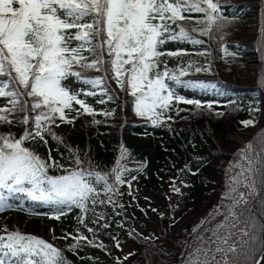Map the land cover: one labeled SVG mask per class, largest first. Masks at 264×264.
<instances>
[{
    "label": "snow or ice",
    "instance_id": "6c2138e0",
    "mask_svg": "<svg viewBox=\"0 0 264 264\" xmlns=\"http://www.w3.org/2000/svg\"><path fill=\"white\" fill-rule=\"evenodd\" d=\"M196 13L203 14L195 20L196 25L202 26L201 35H209L213 29L224 30L227 21L220 14L219 0H0V98H6L9 105L0 108V123L35 126L34 132L26 130L20 138L11 133L0 134V210L12 206L11 198L24 194L32 201L51 206L55 219L64 214L65 208L70 210L73 206L86 212L89 201L97 203L96 185L100 182L107 202L115 205L112 197L117 195L116 185L125 183L123 173L127 171L120 165V159L126 154L123 148L110 173L84 169L77 158L76 169L54 176L47 169L62 165L55 161L49 164L35 151L24 147L23 142L32 139L47 143L45 133L60 139L51 131V125L57 117L62 122H72L66 110H73V102L84 113H93L85 100L79 98L81 92L69 88L64 81L75 77L106 92L104 77H85L74 66L99 70L102 65L111 64L117 83L135 98L136 113L148 116L154 125L173 100L195 105L197 109L211 108L210 103L202 105L200 100L176 95L167 80L192 87H204L203 82L181 81L179 77L186 75L183 69L179 76L166 65L160 70V57L183 54L159 51V46L167 40L202 43L190 35L197 28L187 29L181 23ZM105 49L107 60L103 58ZM85 52L95 58L86 56ZM195 70L208 69L197 67ZM83 95H95V92H83ZM14 113L21 117L11 119L10 114ZM242 123L247 127L255 121ZM251 148L249 142L240 150V157L246 163L237 161L235 166L242 170L233 177L234 184L243 183L250 192L255 191L256 174L264 175V168L256 167L264 164V158H250ZM109 175L113 177L111 183ZM236 190L230 188V191ZM239 195L243 197V193ZM241 202L240 198L233 199L229 208V216L236 220L233 208ZM229 216L217 225L212 241L215 248L205 251V258L199 264H228V254L237 251L235 246H222L234 235L225 231L236 226L227 225ZM248 229L254 230L255 225L249 223ZM248 229L243 230V235L251 242L255 236ZM0 232V264H67L62 251L42 238L7 228ZM261 243L264 244V239ZM217 253L222 254V259H216ZM261 257L264 259V252ZM254 264L261 262L254 261Z\"/></svg>",
    "mask_w": 264,
    "mask_h": 264
},
{
    "label": "trees",
    "instance_id": "16d2710c",
    "mask_svg": "<svg viewBox=\"0 0 264 264\" xmlns=\"http://www.w3.org/2000/svg\"><path fill=\"white\" fill-rule=\"evenodd\" d=\"M219 3L221 5L220 14L227 22L240 20L247 10L254 6L258 7L261 10L263 23L261 34L253 40L227 36L226 33L215 29L209 35H201L199 28L202 26L196 25L195 20L202 18L203 14L196 13L181 23L187 29L197 28V31L190 32V35L201 40L202 43L193 44L184 40H177L175 43V40H167L165 44L159 46L161 52L183 53L182 55L166 54L160 57L161 71L166 65L170 72L179 76L183 69L186 75L179 77L181 81L194 80L204 84V87H192L181 83L180 88L183 92L178 95L186 99L200 100L202 105L210 103L211 108L204 106L197 109L195 105L173 100L169 109L162 111L158 123L154 125L148 116H140L136 113L135 98L127 90L126 93L131 101L130 106L134 105L133 117L120 120L129 107L122 109L120 114L117 112L118 98L113 95V91L110 92L108 89L110 85L105 81L106 78H112V81L120 87L115 78L116 74L108 71L106 75L102 68L81 70L79 66H74V70L81 71L85 77H104L106 92H103L100 86L94 87L92 84H85L83 80L73 77L84 86L83 89L95 92V95L79 96L94 110L93 113H84L80 105L73 102V110H66L67 118L72 122H62L57 117L55 124L51 125V131L60 139H55L52 135L45 133L47 143L26 139L23 146L35 151L49 164L55 161L58 165H62V167H49L47 169L49 175L63 174L67 168L72 167L71 161L83 154H91L97 168H107L120 155L123 148L138 166V169H128L124 172L125 183L117 184V197L120 198L121 209L130 219V225L135 216L132 215L133 208H131L130 199L136 195L139 196V193L145 194L139 184L132 183L136 179L134 176L136 172L146 171L152 181V191L146 194L150 198L151 195L158 194L160 184L170 180L172 181L170 184L176 186L180 177L183 176V179L187 177L192 182L190 201L187 204L189 206H186L184 210H200L202 205H207L210 198L220 191L224 179L222 167L217 158L231 155L232 152L225 148L232 147L234 145L232 143L237 142L236 134L248 136L249 142L254 145L251 151L255 152L257 148L255 153L260 154L256 159L264 158V115L262 113V107H264V10L262 0H219ZM185 15L188 14L185 13ZM180 42L184 44L181 45ZM250 49L258 51L262 58V65L257 69L253 80L236 79L227 76L222 71V67L228 64L243 63L244 54ZM84 54L92 59L95 58L90 53L85 52ZM103 58L108 59L106 49L103 51ZM197 67L208 70L197 72L195 70ZM236 94L254 95L257 99L256 110L249 113L244 105L236 103L230 97ZM7 106H9L7 99L0 104V108ZM76 110H79V114ZM218 113L221 114L218 115ZM20 117L19 113L10 114L11 119ZM246 120L259 122L260 129L256 132L251 129L255 123L245 127L242 122ZM7 127L15 138L23 136L26 130L33 132L35 130L34 124L29 128V125L21 123H0V134ZM256 167L264 168V164H257ZM255 184V191L252 192L248 187H244L243 197H239L242 202L233 208L238 220L230 217L229 212L226 215L229 216L227 225H236L234 228L225 229V231L234 233L229 241L235 238V243L231 245L229 242L227 245H222L224 247L235 246L237 249L235 253H229V258L227 257L230 264H253L264 246L261 243L264 239V231H261V226L264 225V175L257 173ZM96 187L101 188V182ZM20 199L16 204L9 202L12 205L10 208L0 210V229L7 228L32 234L50 242L62 251L67 264L91 262L92 253L86 245L90 237L89 234L80 231L79 208L75 206L70 210L65 208L64 214L60 215L59 219H55L53 217L56 213L52 208L46 210L23 208L21 204L30 199L24 194ZM13 213L16 216L27 217L26 226H19L16 221L14 222ZM224 221L225 218L222 222ZM249 223L255 225L254 230L248 229ZM126 224L127 221L123 220V226ZM245 229L255 236V240L249 242L248 236L238 234V231ZM132 230L136 234L134 238L143 235L133 227ZM80 237H86V239H80ZM214 239L213 235L211 240L195 251L197 262L204 256L205 251L215 248L212 243ZM136 241L139 244L142 243L139 239ZM74 245L78 246L73 247ZM138 249L139 247H136L135 250ZM184 259L182 256L175 259V262L166 263L155 260V264H187ZM152 260L151 253L146 254V260L142 264H150Z\"/></svg>",
    "mask_w": 264,
    "mask_h": 264
},
{
    "label": "rangeland",
    "instance_id": "374dc122",
    "mask_svg": "<svg viewBox=\"0 0 264 264\" xmlns=\"http://www.w3.org/2000/svg\"><path fill=\"white\" fill-rule=\"evenodd\" d=\"M262 27L261 10L254 6L247 10L240 20H235L233 22L228 21L224 30L220 32L226 33L227 36L253 40L257 35L261 34ZM174 42L176 43L177 40ZM182 44L184 43H181V45ZM244 60L243 63L223 66L222 71L227 76L251 81L257 74V69L262 65L261 54L253 49L247 50L244 54ZM101 68L105 71L106 75L108 71H112V66L110 64H104ZM81 70L85 69L81 68ZM105 81L110 85L108 88L110 92L112 93L113 91V95L118 98V104L116 106L117 112L120 114L122 109L129 107L120 120H127L128 117L132 119L134 105L130 106L131 101L129 100V95L126 93L127 90L121 86L118 87V85L112 81V78H106ZM167 83L171 86L176 95L183 92L180 88V85H182L181 83L177 84L172 80H167ZM64 84L73 90L81 92L82 96H85L83 92H89V90L86 91L83 89L84 86L79 84L73 77L64 81ZM230 97L235 100L236 103L244 105L249 113L254 112L257 108V99L252 94H236L230 95ZM4 100H6V98H0V104L3 103ZM262 113L264 115V107H262ZM16 114L17 113H14V115ZM260 127L261 124L257 122L251 129L256 132ZM9 130L8 127L7 129L5 128L2 134L10 133ZM236 136L237 142L232 143L234 144L232 146L233 149H231L232 147L225 148L232 152L231 155L229 157L217 158L224 174L220 191L210 198L207 205H202L200 210H184L190 201L192 192V182L188 180L187 177L184 179L183 176L180 177L176 186L170 184L172 181L166 180L165 183L160 184V191H158V194L151 195L150 198L146 194L152 191V181L146 171L136 172V175L134 173L136 179L133 180L132 183L136 182V184H139L145 194L139 193V196L136 195L130 199L131 208H133L132 215H135L133 217V222H131L132 225H130V219L121 209L120 198L115 195L112 197L116 202L115 205L108 203V197L103 192L104 185L103 182H101V188H97L99 192V196L96 197L97 203L93 204L89 201L87 204L88 210L86 212L79 209L81 220L80 231L89 234L90 237L89 241L86 242L87 248L92 253L91 262L88 264H142L143 261L146 260V254L149 253H151L153 257L150 264H155V260L159 262L165 261V263L175 262V259H179L182 256L185 258L184 260L187 264H199L205 257L202 256L200 261L197 262L195 251L211 240L217 225L222 223L229 212L233 199L239 198V194L243 193L245 187L243 183L234 184L233 177H236L242 170L240 167L235 166L237 161L239 160L242 165L246 163V161L240 157V150L245 148L249 140L247 138L248 136L243 134H236ZM256 151L257 148L255 152ZM255 152L250 151L248 153L249 157L254 160L257 157ZM125 153L123 158L120 159L121 167L127 170L138 169L137 162H135L126 151ZM120 157L121 153L109 167L102 169L100 167L99 169L95 166L91 154H83V156H78L75 160L71 161L72 167L67 168L63 174L78 167L77 158L82 162L80 165L82 168L92 169L101 173H110L112 168L116 165L117 159ZM112 181L113 177L109 175V182L111 183ZM232 187H235L237 190L230 191ZM175 189H179V191ZM21 195L22 194H17L15 197L11 198L9 202L15 204L19 203ZM100 200L105 201V203H99ZM21 206L23 208L32 207L36 210L52 208L49 205L40 202L33 203L30 200L26 203H22ZM153 209H155V211H153ZM12 215L14 216L15 214L13 213ZM13 219L19 226H26V219L28 220L25 216L16 215ZM123 220L127 221L125 226H123ZM132 227L143 235L137 234L138 238H134L136 234L133 232ZM89 229H91V231H89ZM242 232L243 231L240 230L238 234H243ZM135 239L141 240L142 243L139 244ZM234 240L235 238L230 241L228 240L227 243L229 244V242H231L232 245L235 243ZM117 243L119 247H117ZM54 247L56 248V246ZM136 247H139V249L135 250ZM216 259H222V254L217 253ZM230 263V260H228V264Z\"/></svg>",
    "mask_w": 264,
    "mask_h": 264
},
{
    "label": "water",
    "instance_id": "95a60500",
    "mask_svg": "<svg viewBox=\"0 0 264 264\" xmlns=\"http://www.w3.org/2000/svg\"><path fill=\"white\" fill-rule=\"evenodd\" d=\"M262 8L264 10V0H262ZM264 252V246L262 247V249L260 250L259 254L257 255L255 261H260L261 264H264V259H262L261 257V253ZM254 264V263H253Z\"/></svg>",
    "mask_w": 264,
    "mask_h": 264
}]
</instances>
